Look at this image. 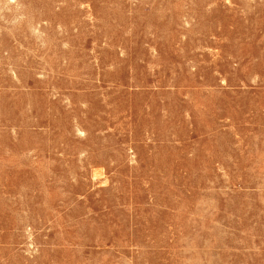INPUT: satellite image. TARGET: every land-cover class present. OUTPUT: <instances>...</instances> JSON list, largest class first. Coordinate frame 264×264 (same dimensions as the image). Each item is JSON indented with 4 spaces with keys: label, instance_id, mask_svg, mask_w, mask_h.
I'll return each mask as SVG.
<instances>
[{
    "label": "rangeland",
    "instance_id": "obj_1",
    "mask_svg": "<svg viewBox=\"0 0 264 264\" xmlns=\"http://www.w3.org/2000/svg\"><path fill=\"white\" fill-rule=\"evenodd\" d=\"M0 264H264V0H0Z\"/></svg>",
    "mask_w": 264,
    "mask_h": 264
}]
</instances>
